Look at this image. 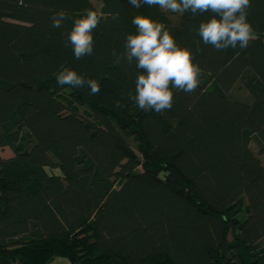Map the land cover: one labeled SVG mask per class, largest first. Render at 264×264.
I'll use <instances>...</instances> for the list:
<instances>
[{
    "label": "trees",
    "instance_id": "obj_1",
    "mask_svg": "<svg viewBox=\"0 0 264 264\" xmlns=\"http://www.w3.org/2000/svg\"><path fill=\"white\" fill-rule=\"evenodd\" d=\"M0 0V264H264V0H251L245 49L205 46L193 16L140 0ZM95 10L91 56L65 46L73 21ZM70 19L53 28L50 17ZM163 23L202 70L173 106L143 111L132 19ZM64 69L100 92L57 84ZM239 89L245 93L235 94ZM88 109L80 113L79 107ZM134 142V144H133ZM249 208L241 217L239 201Z\"/></svg>",
    "mask_w": 264,
    "mask_h": 264
},
{
    "label": "clouds",
    "instance_id": "obj_2",
    "mask_svg": "<svg viewBox=\"0 0 264 264\" xmlns=\"http://www.w3.org/2000/svg\"><path fill=\"white\" fill-rule=\"evenodd\" d=\"M133 7H140V0H130ZM149 7L193 16L210 13L197 29L205 46L217 51L229 48L245 49L254 38V29L248 21L251 0H144ZM65 10L53 14L50 19L53 28H61L70 19ZM101 17L95 10H86V15L73 21L67 34L65 46H71L76 60L91 56L94 51V31ZM135 33L125 39L122 57L129 64L135 61L138 74L135 81V95L129 93L137 107L143 111L154 110L163 113L173 106V91L186 94L194 92L200 84L202 70L193 62V53L187 47H180L166 26L149 16L136 15L132 19ZM59 86L73 88L87 87L91 95L100 92V85L94 79L86 80L75 70L64 69L56 76Z\"/></svg>",
    "mask_w": 264,
    "mask_h": 264
},
{
    "label": "rangeland",
    "instance_id": "obj_3",
    "mask_svg": "<svg viewBox=\"0 0 264 264\" xmlns=\"http://www.w3.org/2000/svg\"><path fill=\"white\" fill-rule=\"evenodd\" d=\"M93 1L97 5V7L100 9L101 0H93ZM179 14L180 13H174V15H173V18L176 22L179 20ZM235 94L238 96H241V97L245 96V93L243 91H240L239 89L235 90ZM79 111H80V113H86L87 114L88 109L84 106H80ZM133 144H134V142H133ZM251 148L254 151V153L262 160V162L264 164V153H262L260 151L259 146L256 144V142L254 140L251 142ZM8 150H10V149H8ZM6 152H7V149H3V153L5 154ZM239 206H240V214L239 215L241 217H244L248 211V208H249V201H248L246 196L241 197V199L239 201Z\"/></svg>",
    "mask_w": 264,
    "mask_h": 264
},
{
    "label": "crops",
    "instance_id": "obj_4",
    "mask_svg": "<svg viewBox=\"0 0 264 264\" xmlns=\"http://www.w3.org/2000/svg\"><path fill=\"white\" fill-rule=\"evenodd\" d=\"M92 2L94 4L95 8L97 9V11H100L101 7H102V2H100V9L97 7V5L94 3L93 0H92ZM4 149H7V152L4 154L3 151L0 149L1 154L4 157H10L12 155V151L8 150L9 149L8 147H6ZM48 264H72V262L66 257H56Z\"/></svg>",
    "mask_w": 264,
    "mask_h": 264
}]
</instances>
